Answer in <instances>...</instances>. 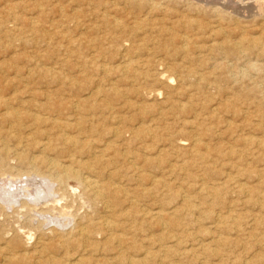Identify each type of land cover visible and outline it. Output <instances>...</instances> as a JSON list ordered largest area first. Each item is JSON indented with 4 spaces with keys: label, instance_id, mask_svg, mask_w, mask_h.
Instances as JSON below:
<instances>
[{
    "label": "rangeland",
    "instance_id": "1",
    "mask_svg": "<svg viewBox=\"0 0 264 264\" xmlns=\"http://www.w3.org/2000/svg\"><path fill=\"white\" fill-rule=\"evenodd\" d=\"M213 1L0 0V264H264V0Z\"/></svg>",
    "mask_w": 264,
    "mask_h": 264
},
{
    "label": "bare ground",
    "instance_id": "2",
    "mask_svg": "<svg viewBox=\"0 0 264 264\" xmlns=\"http://www.w3.org/2000/svg\"><path fill=\"white\" fill-rule=\"evenodd\" d=\"M205 1V0H204ZM207 1V0H206ZM209 1H211V0H209ZM213 1V0H212ZM231 2H233L234 0H230ZM203 2V1H202ZM213 2H216L217 4H219V5H221V6H224V7H226V5L228 4V2H227V0H224V2H220L219 3V1L218 0H216V1H213ZM234 3V2H233ZM230 4V3H229ZM228 4V5H229ZM234 4H236V3H234ZM230 6H231V4H230ZM238 6V5H237ZM233 7V6H232ZM234 8V7H233ZM180 21V20H179ZM187 21V20H186ZM190 21V20H189ZM177 22V21H176ZM183 22V21H182ZM188 22V21H187ZM190 23V22H189ZM191 23H192V21H191ZM190 23V24H191ZM214 23V22H213ZM216 23V22H215ZM205 25V24H204ZM219 25V24H218ZM183 26V25H182ZM217 26V25H216ZM214 27V26H213ZM213 27H211V28H213ZM218 27H220V26H218ZM168 28V27H167ZM199 28H204L201 24H199ZM212 30V29H211ZM215 31H216V28H215ZM214 31V32H215ZM245 35V34H244ZM226 41V43H228L229 45H233L234 46V49L236 50V51H239V52H243V50L244 51H247L248 49H249V47L251 46V45H257V44H260L261 43V41H260V39H258V38H252L251 36L249 37V36H247V37H244L243 36V38H242V40H238V41H232V40H230V39H226L225 40ZM232 41V42H231ZM168 43H166L165 45H167ZM262 44V47H261V49H262V51L264 52V43H261ZM250 50V49H249ZM159 72V71H158ZM159 75H160V73H159ZM157 80V79H156ZM7 105H9V104H7ZM76 109H77V107L79 108V102H76L75 103V106H74ZM10 113H12V112H10ZM10 113H8V114H10ZM77 113V112H76ZM38 118V117H37ZM18 120V119H17ZM35 120H37L36 118H35ZM58 125V124H57ZM95 150H97V149H95ZM94 151V150H93ZM98 151H100L99 149H98ZM102 151V150H101ZM94 153V152H93ZM96 156H97V154H96ZM72 158V157H71ZM74 160V159H73ZM52 166V169L54 170V173H51L50 175H49V178L52 180V179H62V180H67V179H70V178H73L74 180H76V181H78V182H80L81 184H84L85 186H89V187H91V188H96V191L95 192H101L102 190H103V188L101 187V186H99L100 184H98L97 182V180L95 179V178H93L91 175H86V176H83L82 175V173H80V171L79 170H75V169H73V167H67V166H65V165H62V164H59V163H57V162H51L50 163ZM69 165V164H68ZM53 172V171H52ZM41 174V172L40 171H36V174ZM43 174V173H42ZM3 176H4V174H3ZM40 179L42 178L41 176H39V175H37ZM5 177V176H4ZM37 178V177H36ZM35 178V179H36ZM1 179H3V180H5V178H1ZM11 179V178H10ZM9 179V180H10ZM34 179V178H33ZM38 179V178H37ZM24 180V179H23ZM30 180V179H29ZM28 180V181H29ZM32 180V179H31ZM2 181V180H1ZM12 181V180H11ZM33 181H35V180H33ZM41 181V180H40ZM49 181V180H48ZM5 182V181H4ZM20 182V181H19ZM23 182H26V179L23 181ZM23 182H22V186H23ZM32 182V181H31ZM30 182V183H31ZM43 182V181H42ZM45 182H47L46 180H45ZM239 182V181H238ZM9 183H10V181H9ZM9 183H4V184H8L9 185V187H6L7 189H9L10 188V184ZM15 183V182H14ZM16 183H17V181H16ZM21 183V182H20ZM29 183V184H30ZM35 183H36V181H35ZM44 183V182H43ZM51 183V182H50ZM18 184V183H17ZM17 184H13L15 187H17L16 185ZM28 184V183H27ZM33 184H34V182H33ZM39 184V183H38ZM42 184V183H41ZM45 184V183H44ZM44 184H43V186H44ZM112 184V183H111ZM3 185V182H2V184H1V186ZM7 185V186H8ZM19 185V184H18ZM21 185V184H20ZM40 185V184H39ZM48 185H50V184H48ZM119 185V184H118ZM0 186V187H1ZM34 186V185H33ZM35 186H37V185H35ZM41 187H42V185H40ZM111 186V185H110ZM243 186V185H242ZM15 187H13V192H11L12 190H9L12 194L13 193H15L16 195L18 194H21V192L20 193H16V189H15ZM20 187V186H19ZM26 187V186H25ZM46 187V186H45ZM52 187V186H51ZM105 187V186H104ZM106 187H108V186H106ZM115 188V190H117V186H114ZM235 187V186H234ZM237 187V186H236ZM241 187V186H240ZM239 187V188H240ZM3 188H4V186H3ZM23 187H21V189H22ZM30 188V187H29ZM32 188H34V187H32V185H31V188L30 189H27V190H31L33 193L36 191H33L32 190ZM43 188V187H42ZM49 188H50V186H49ZM244 188V187H243ZM1 190L0 191H2L3 189L2 188H0ZM15 189V190H14ZM17 189H19L20 190V188H17ZM26 188H24V190H25ZM35 189H36V187H35ZM37 189H39V188H37ZM45 189H47V188H45ZM108 189V188H107ZM237 189V188H236ZM245 189V188H244ZM41 190V189H40ZM49 190V192H50V189H48ZM233 190V189H232ZM241 190H242V188H241ZM15 191V192H14ZM22 191V190H21ZM26 191V190H25ZM45 191V190H44ZM105 191V190H104ZM108 191V190H107ZM109 191H111V189H109ZM108 191V192H109ZM118 191H121V190H119L118 189ZM117 191V192H118ZM3 192H4V190H3ZM3 192H2V194H3ZM9 192V193H10ZM28 192V191H27ZM31 192V193H32ZM43 192V191H42ZM48 192V191H47ZM47 192H44V194L45 193H47ZM48 192V193H49ZM116 192V193H117ZM1 193V192H0ZM5 194H6V189H5V192H4ZM10 193V194H11ZM26 193V192H25ZM31 193H29V194H31ZM39 193V192H38ZM51 193H52V191H51ZM57 193V192H56ZM55 193V194H56ZM102 193V192H101ZM105 193V192H104ZM241 193V192H240ZM8 194V193H7ZM9 194V195H10ZM11 194V195H12ZM27 194V193H26ZM26 194H23L22 193V195H24V196H26ZM40 194V193H39ZM43 194V193H42ZM114 194V195H113ZM113 197H116L115 195V191L113 192ZM14 195V194H13ZM36 195H37V193H36ZM52 195V194H51ZM8 196V195H7ZM27 196H29V195H27ZM32 196V195H31ZM34 196V195H33ZM41 196V195H40ZM119 196V195H118ZM19 197V196H18ZM23 197V196H22ZM43 197V196H42ZM42 197H40V198H42ZM51 197V196H50ZM59 197V196H58ZM2 198H4V197H2ZM9 198V197H8ZM13 198H15V197H13ZM21 198V197H20ZM32 198V197H31ZM34 199H35V196L33 197ZM38 198V197H37ZM61 198V197H60ZM59 198V199H60ZM1 199V198H0ZM10 199H11V197H10ZM9 199V200H10ZM28 199V198H27ZM30 199V198H29ZM48 199V198H47ZM54 199V198H53ZM7 200V199H6ZM15 201V202H17L16 201V198L15 199H12V201ZM18 200V199H17ZM32 200V199H31ZM37 200V199H36ZM44 200V199H43ZM50 200V199H49ZM56 200V203H58L59 202V200L58 199H54V201ZM58 200V201H57ZM62 200V199H61ZM117 200V199H116ZM34 201V200H33ZM37 201H39V200H37ZM80 201H81V199H80ZM130 201V200H129ZM5 203H6V201H4ZM9 202V201H8ZM36 202V201H35ZM44 202V201H43ZM45 202H46V200H45ZM49 202V201H48ZM48 202L47 203H43V204H45V206H46V204H48ZM10 203V205L12 204L11 202H9ZM14 203V202H13ZM26 202L24 201V202H22L21 204H25ZM37 203V202H36ZM50 203V202H49ZM54 203V202H53ZM8 204V203H7ZM38 204V203H37ZM43 204H41V206L43 205ZM55 204V203H54ZM130 204V203H129ZM56 205V204H55ZM24 206V205H23ZM40 206V207H41ZM31 207V206H30ZM39 207V208H40ZM48 207V206H47ZM55 207V206H54ZM53 207V208H54ZM8 208V207H7ZM32 208V207H31ZM43 208V207H42ZM41 208V210H39V211H37V212H40L41 214H43L42 212H44L45 213V211L43 210ZM56 208V207H55ZM33 209V208H32ZM53 210V209H52ZM63 211V210H62ZM55 212V211H54ZM155 212H157V211H155ZM64 212H62L61 214H63ZM154 213V212H153ZM47 214V213H46ZM59 214V213H58ZM48 215V214H47ZM54 215V214H53ZM153 215V214H152ZM158 215V214H157ZM50 216V215H49ZM55 216H57V214L55 215ZM68 216V215H67ZM160 216V215H159ZM231 216V214L229 215V217ZM51 217V216H50ZM53 217V216H52ZM58 217H63V216H58ZM58 217H54L55 219L57 218L58 219ZM146 218V217H145ZM152 218V217H151ZM232 218V217H231ZM68 219V218H67ZM60 220V219H59ZM58 220V221H59ZM63 219L61 218V221H62ZM55 221H57V220H55ZM67 221V220H66ZM219 221V220H218ZM97 223V222H96ZM101 223V222H100ZM103 225V224H102ZM89 231V230H88ZM119 240V239H118ZM146 253H149V251L148 252H146ZM134 256V255H133ZM131 257V256H130ZM124 258V257H123ZM119 259V258H118ZM122 259V258H121ZM127 259H129V258H127ZM131 259V258H130ZM132 260V259H131ZM126 261V260H125ZM128 261V260H127ZM126 261V262H127ZM124 262V261H123ZM133 263H135V262H138V260L137 261H132ZM139 262H141V261H139ZM125 263V262H124ZM132 263V264H133ZM143 262H141V264H142ZM130 264V263H129ZM135 264H137V263H135ZM144 264H145V262H144Z\"/></svg>",
    "mask_w": 264,
    "mask_h": 264
}]
</instances>
